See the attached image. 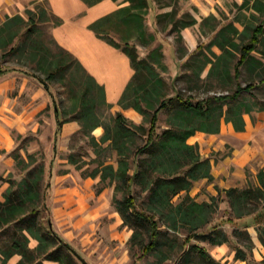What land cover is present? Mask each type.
Masks as SVG:
<instances>
[{"label": "trees", "instance_id": "obj_1", "mask_svg": "<svg viewBox=\"0 0 264 264\" xmlns=\"http://www.w3.org/2000/svg\"><path fill=\"white\" fill-rule=\"evenodd\" d=\"M83 1L93 7L103 0ZM155 2L161 9L171 5L165 4L164 0ZM125 3L128 4L94 21L89 29L130 58L136 73L126 86L119 106L123 110L133 109L142 115L149 123L148 129L136 125L122 112L115 115L111 124L101 122L97 116V108L88 97L97 90L101 101L107 104L105 88L67 50L62 49V54L52 60L43 55L38 58L40 55L34 54L31 62L37 64L36 70H44L48 76L46 79L39 75L32 76L49 90V83L73 67L72 74L82 75L83 79L78 85L80 91L74 97L73 113L81 124L80 132L89 139L95 155L92 159L95 167L84 175L94 179L100 177L99 184L114 185L116 192L123 193V198L116 200L117 211L123 217L124 224L134 230L131 239H136L138 235L137 225L146 226L149 231V242L142 247L143 255L159 249L164 234L163 225L175 231L187 229L186 246L193 239L210 242L215 247L230 245L231 238L219 227L215 226L210 233L203 231L219 209V199L214 196L210 202L199 203L190 197L195 183L204 179L212 181L213 176L211 160L202 156L199 144H190L189 139L198 132L208 135L220 133L223 121L231 123L237 132L245 131V115L251 116L255 111L264 112V100L259 101L254 94L257 85H244L241 82L243 68L246 67L251 73L258 74L259 83L261 87L264 86V0H243L241 8L252 11L253 18L259 22H243V31L233 24L224 26L212 43L220 49L221 54L213 53V59L202 53L205 60L200 70L204 71L211 64L208 79L214 78L226 88L236 85L231 93L214 94L206 99L170 95V86L160 72L166 68L163 47L158 46L146 58H140L135 43L138 40L144 46H150L156 39L147 27L150 0H125ZM28 13L29 20L18 15L0 26L1 51H7L11 46L9 54L25 52L20 44H14L16 39L22 35L29 39L36 29L38 17L45 14L38 11V7ZM174 16L172 12H167L158 14L157 19L162 24L167 18L173 20ZM57 19L56 26L62 25L63 20ZM110 27H114L113 31L119 38L112 34ZM255 52L261 56H256ZM9 70L0 69V76L7 74ZM245 93L256 101L249 102L244 97ZM161 112L169 114V118L168 128L159 133ZM56 115L59 135L62 127L70 120L60 118L63 115L60 108L56 109ZM98 127H102L105 133L97 139L92 133ZM141 136L145 137V142L138 146L136 141ZM15 160L20 165L26 163L20 157H15ZM68 161L79 169L83 168L82 164H88L86 160H78L74 154L69 155ZM132 166H135L133 173ZM44 174L45 166L41 164L28 169L27 177L21 181L0 176V183L8 184L2 194L3 200L0 199V260L3 264H7L15 255L21 256L20 264H45L44 261L76 264L78 257L74 247L53 229L46 205ZM258 182L260 184L257 187L230 188L224 191L230 207L228 223L235 225L233 237L246 241L244 247L239 244L232 246L235 260L246 261L248 264H264V259L259 262L250 259L254 249L248 232L250 226L247 225L242 230L237 222L244 218H254L258 238L264 245V169L258 173ZM134 184L149 193L145 211H140L137 207L132 192ZM103 190L104 187L98 193ZM182 193H186V197L180 203H174L173 199ZM32 240L38 242L37 246H30ZM192 254L204 264H222L197 244L188 249L180 264H190Z\"/></svg>", "mask_w": 264, "mask_h": 264}, {"label": "rangeland", "instance_id": "obj_2", "mask_svg": "<svg viewBox=\"0 0 264 264\" xmlns=\"http://www.w3.org/2000/svg\"><path fill=\"white\" fill-rule=\"evenodd\" d=\"M118 1L121 5L128 4L125 3V0ZM164 3L171 5L161 9L157 4V14L172 12L175 16L173 20L167 18L165 22L159 24L157 17L149 14L147 27L150 34L153 33L156 39L150 46H144L140 41L135 40L140 58H146L158 46L163 47L166 68L160 72L170 86V95L179 94L185 97L191 96L194 99H206L214 94L221 95L234 91L236 85L226 88L216 79H208L211 64L204 71L200 70L202 62L205 60L202 53L215 59L213 53L221 54L220 49L212 44L217 34L228 24H233L243 31V22L247 24L259 22L253 18V12L241 8L243 0H164ZM37 7L38 11L45 12V14L41 18L38 17V24L33 30L32 36L28 39L22 35L14 43L20 44L25 52L9 54L11 46L7 51L0 50V69H10L7 74L0 76V176L5 179L12 177L14 180L21 181L27 177L28 169L44 165L46 205L49 208L53 229L71 247H74L88 264H180L193 244L204 247L215 260L217 259L222 264H237L235 259L228 263L218 258L215 253L216 247L210 242L193 239L186 246L188 230L181 228L179 231H175L169 229L167 225L162 226L164 234L159 249L143 255L142 247L149 242V231L146 226L133 222L134 225H137L138 235L136 239H131L134 230L124 224L123 217L117 211L116 200H121L123 193L116 192L114 185L99 184L100 177L94 179L84 175L95 167V164L92 163L95 155L93 148L89 145V139L80 132L81 124L73 113L74 97L80 91L78 85L83 79L82 75L72 74L73 67L63 76L61 75L49 83V90H46L44 84L34 77L39 75L46 79L48 76L44 70H36L37 64L34 65L31 62L34 54H39L38 58L43 55L52 60L65 50L58 44L54 36L53 29L58 27L56 23L59 17L55 14L50 0H0V26L8 22L9 18L18 15L29 20V10L35 11ZM184 25H188V27H183ZM110 28L112 34L119 38L113 31L114 27ZM254 54L258 57L261 56L257 52ZM73 58L76 59L74 55ZM259 81L260 77L257 73H251L246 67L243 68L241 82L244 85L256 84L254 94L262 102L264 86L261 87ZM244 97L251 103L256 101L247 93L244 94ZM88 100L97 108V116L103 123L111 124L118 112H122L124 116L127 115V113L125 114L126 109L123 110L119 103L110 104L106 101L107 104H105L102 102L97 90L90 94ZM57 108L63 112V115L60 116L62 120L79 123L80 128L76 133L67 136L63 131L64 125L58 135ZM260 113L264 115V112L255 111L251 116L245 115V119L255 122ZM140 118L138 123L129 119L133 120L136 125H142L148 129L149 123L142 115ZM168 118L169 114L160 113L159 133L168 128ZM96 130L92 135L97 139L105 133L102 127H98ZM101 130L103 135L100 134ZM199 133L202 132H198V137L196 135L194 136L196 138H190L189 142L193 145L199 144L202 154V149L205 152L208 144L204 142L203 135ZM136 142L138 146L144 145L145 137L141 136ZM70 154L76 155L78 160H86L88 164H82L83 168L79 169L68 161ZM15 157H20L26 163L20 165ZM134 169L135 166H132L131 173L134 172ZM262 169H264L262 158L248 166L243 171L244 178L241 189L250 186L257 187L260 184L258 173ZM64 180V186L68 185V188L77 187L81 192L89 190L96 195L104 193L101 201L99 198L90 200L85 198L81 205L75 200L73 194L67 202L59 200L56 189ZM7 187V183H0V199L2 200L3 191ZM102 187L104 190L98 193ZM132 187L138 209L145 211L148 207L149 193L143 191L136 184ZM211 189L208 183H202L200 180L190 191V197L199 203L200 198L205 201L208 199L210 202L213 198ZM214 190L217 192L215 196L219 199V209L212 222L205 226L203 231L210 233L215 226L224 230L231 238V244L226 245L230 256V253L235 252L232 246L239 244L244 247L246 241L233 237L235 225L228 223L230 208L228 198H226L224 190L216 186H214ZM202 196L205 197L202 198ZM185 197L186 193H182L173 199L174 203H180ZM88 201L93 207L99 205L97 204L99 202H105L106 207L101 212L103 215L86 216L92 209L88 206ZM44 215L47 216V213ZM116 218H120L121 225H115ZM247 225L250 226L248 230L254 245L250 259L259 262L264 258V250L255 240L257 230L254 218H244L237 222V226L242 230ZM1 241L2 238H0V244ZM37 244V241L32 240L30 246L35 247ZM19 257L21 259V256ZM190 257L192 259L190 264H204L196 255L192 254ZM75 261L76 264H84L78 258ZM44 262L48 264L52 261ZM0 264H3L1 260Z\"/></svg>", "mask_w": 264, "mask_h": 264}, {"label": "crops", "instance_id": "obj_3", "mask_svg": "<svg viewBox=\"0 0 264 264\" xmlns=\"http://www.w3.org/2000/svg\"><path fill=\"white\" fill-rule=\"evenodd\" d=\"M50 4H52L55 14L63 20L61 26L53 29L58 44L65 50L70 51L83 64L87 72L105 88L106 101L110 104H118L127 88L126 86L136 72L133 70L130 58L124 52L110 44L108 45L95 32L91 31L89 26L94 21L118 10L124 4L121 5L119 1L113 0H104L93 5V7H88L82 0H50ZM157 11V3L155 0H150V13L155 18L158 15ZM126 113V116L137 123L141 119V115L133 109L125 110ZM245 120L247 126L245 131L237 132L231 123L223 122L221 132L218 134L199 133L203 135L204 142L208 144V148L205 150L206 153L202 149L201 155L211 160L213 176L212 181L204 179L201 182L210 185L213 197L217 193L215 190L213 191L214 186L224 191L230 188L241 189L244 178L243 171L257 160L261 158L264 160V115L260 113L255 122L251 119ZM79 128V123L70 121L65 124L63 131L69 136L76 133ZM100 134L103 135L102 130ZM198 141L200 142V140ZM64 182L65 180L57 186L56 193L59 195L58 199L65 202L71 198L72 194L81 205L85 198L89 200L99 198V201H101L104 194L101 192L102 194L96 195L89 190L81 192L77 187L68 188V185L64 186ZM200 200V202H209L208 199L205 201L200 198ZM65 204L67 205V203ZM97 204L99 205L93 207L88 201V206L92 209L86 216L103 215L101 212L106 207V203L99 202ZM115 223V225H121L122 221L120 218H116ZM248 232L250 233L249 230ZM255 240L260 248L264 250V245L258 238V232H256ZM226 245L216 246L215 253H217L218 258L229 263L235 259V252L230 253L229 256ZM19 261L20 257L15 255L7 264H19ZM236 262L237 264H247L246 261ZM48 264L57 263L50 262Z\"/></svg>", "mask_w": 264, "mask_h": 264}, {"label": "water", "instance_id": "obj_4", "mask_svg": "<svg viewBox=\"0 0 264 264\" xmlns=\"http://www.w3.org/2000/svg\"><path fill=\"white\" fill-rule=\"evenodd\" d=\"M75 251H76V250H75ZM76 255H77L78 259H80L84 264H88L86 261H84V260L82 259V257L77 253V251H76Z\"/></svg>", "mask_w": 264, "mask_h": 264}]
</instances>
